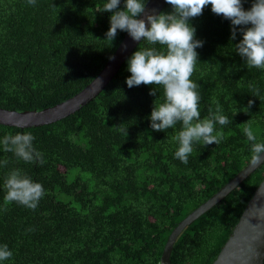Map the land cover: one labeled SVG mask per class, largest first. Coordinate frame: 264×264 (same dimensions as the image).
Instances as JSON below:
<instances>
[{
  "label": "trees",
  "instance_id": "1",
  "mask_svg": "<svg viewBox=\"0 0 264 264\" xmlns=\"http://www.w3.org/2000/svg\"><path fill=\"white\" fill-rule=\"evenodd\" d=\"M242 2L249 10L253 0ZM104 3L36 0L33 6L0 0V108L44 110L98 75L126 34L118 31L112 43L105 40L111 13L100 12ZM171 11L166 5L162 12ZM190 24L204 42L196 49L199 62L191 77L201 97V119L219 105L231 121L216 125L224 133L221 143L195 144L187 164L176 159L173 137L181 125L164 133L150 128L163 89L152 86L153 96L151 87H127L131 56L76 113L32 128L0 124V141L30 132L46 161L25 163L0 143V245L13 253L2 264H161L175 227L251 162L243 124L251 121L258 142H264V70L248 68L236 54L241 35L230 41V21L214 15L211 6ZM143 47L146 42L136 50ZM250 83L259 88L258 96ZM14 169L43 186L35 211L5 204L4 181ZM263 179L264 164L185 228L171 264H213Z\"/></svg>",
  "mask_w": 264,
  "mask_h": 264
},
{
  "label": "clouds",
  "instance_id": "2",
  "mask_svg": "<svg viewBox=\"0 0 264 264\" xmlns=\"http://www.w3.org/2000/svg\"><path fill=\"white\" fill-rule=\"evenodd\" d=\"M28 3L34 6L36 0H28ZM165 3L171 7L170 13H149L148 0H124L122 10L121 0H106L100 12L111 13L105 40L112 43L120 31L126 32L133 42L148 45L136 50L128 59L130 76L125 83L129 89L141 85L151 87L149 94L153 96L156 90L152 86L163 89V102L152 108L150 128L164 133L179 123L181 130L173 137L178 143L175 158L187 164L195 144L218 145L224 133L217 130L216 125L223 127L231 122L219 105L214 112L209 110L208 117L201 119V97L191 77L199 62L196 49L202 48L204 42L195 38L196 29L190 21L211 6L214 15L230 21V41H235L238 33L241 35L242 39L234 45L236 54L248 68L264 70V0H253L249 10L244 9L242 0H165ZM249 88L253 97L259 95L256 85L250 83ZM253 104L254 101L249 100L248 108ZM243 125V132L251 144V164L256 166L264 162V142H258L251 121ZM33 140L30 132L17 133L4 136L0 143L4 152L13 153L25 163L43 165L46 161L34 148ZM3 163L6 165L7 161ZM4 187L6 205L16 203L33 211L45 195L43 186L33 182L20 169L8 173ZM12 256L6 244L0 245V264Z\"/></svg>",
  "mask_w": 264,
  "mask_h": 264
},
{
  "label": "water",
  "instance_id": "3",
  "mask_svg": "<svg viewBox=\"0 0 264 264\" xmlns=\"http://www.w3.org/2000/svg\"><path fill=\"white\" fill-rule=\"evenodd\" d=\"M166 5L165 0H148L147 11L149 13L155 11L156 14H159L165 9ZM140 43L133 42L126 33L106 65L79 93L64 102L40 111L19 112L0 108V124L19 128H32L55 123L76 113L108 86ZM262 164L264 162L253 166L250 162L210 199L185 217L170 234L161 257V264H171L172 249L185 228L224 200ZM213 264H264V179L256 189L231 236Z\"/></svg>",
  "mask_w": 264,
  "mask_h": 264
}]
</instances>
